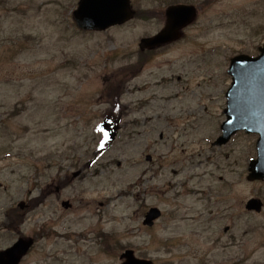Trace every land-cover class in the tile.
Segmentation results:
<instances>
[{
    "label": "rangeland",
    "instance_id": "rangeland-1",
    "mask_svg": "<svg viewBox=\"0 0 264 264\" xmlns=\"http://www.w3.org/2000/svg\"><path fill=\"white\" fill-rule=\"evenodd\" d=\"M131 2L133 19L84 32L78 0H0V249L22 235L37 241L21 264H120L128 248L153 264H264V181L247 179L257 134L213 144L230 58L264 43V0ZM176 3L197 19L140 51ZM29 199L14 226L7 213ZM152 206L162 216L147 227Z\"/></svg>",
    "mask_w": 264,
    "mask_h": 264
},
{
    "label": "water",
    "instance_id": "water-1",
    "mask_svg": "<svg viewBox=\"0 0 264 264\" xmlns=\"http://www.w3.org/2000/svg\"><path fill=\"white\" fill-rule=\"evenodd\" d=\"M135 14L130 0H79L78 7L73 11V18L80 29L105 30L110 26L123 24ZM166 24L156 35L141 39V49H153L181 36V30L196 17L193 5L179 4L166 11ZM228 73L232 82L226 92L227 107L224 110L226 120L222 123V134L215 144L227 143L239 130L257 133L258 157L249 165V180L264 179V45L260 54L252 57L241 54L233 57ZM79 172L75 173L77 176ZM63 206H71L64 201ZM24 207V203H20ZM260 200L252 198L247 203L248 209L260 210ZM161 215V211L153 207L146 215L145 224L152 225ZM32 239L19 238L12 246L0 252V264H19L22 256L28 252ZM121 264H152L150 259L138 258L133 249H127L121 255Z\"/></svg>",
    "mask_w": 264,
    "mask_h": 264
},
{
    "label": "trees",
    "instance_id": "trees-1",
    "mask_svg": "<svg viewBox=\"0 0 264 264\" xmlns=\"http://www.w3.org/2000/svg\"><path fill=\"white\" fill-rule=\"evenodd\" d=\"M149 14L152 15L151 12H149ZM160 14L162 15V13H160ZM109 96H110L111 103H113V105L115 107H118V105L120 104L118 85L112 86L110 88ZM9 216H10V219L12 220L14 226H18L19 223L23 220V219H21V216H19L18 214L11 213Z\"/></svg>",
    "mask_w": 264,
    "mask_h": 264
},
{
    "label": "flooded vegetation",
    "instance_id": "flooded-vegetation-1",
    "mask_svg": "<svg viewBox=\"0 0 264 264\" xmlns=\"http://www.w3.org/2000/svg\"><path fill=\"white\" fill-rule=\"evenodd\" d=\"M34 206L35 205L33 203V200L32 199H29L28 202H27V206L24 209H22L18 204H17V207H15L13 205L11 207L15 211V213H17L19 216H22V217L25 216L26 217L27 214H28V211L30 210V208L33 209ZM33 238H34V240L37 239L36 237H33Z\"/></svg>",
    "mask_w": 264,
    "mask_h": 264
}]
</instances>
